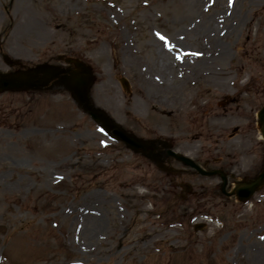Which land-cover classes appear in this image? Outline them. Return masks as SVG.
Masks as SVG:
<instances>
[{"label": "rangeland", "instance_id": "rangeland-1", "mask_svg": "<svg viewBox=\"0 0 264 264\" xmlns=\"http://www.w3.org/2000/svg\"><path fill=\"white\" fill-rule=\"evenodd\" d=\"M212 15L219 53L198 29ZM57 53L89 67V100L116 125L193 142L204 163L240 139L234 106L264 103V0H0L1 71L4 54L32 67ZM59 91L0 93V264H264V186L209 201L198 176L180 201L154 162Z\"/></svg>", "mask_w": 264, "mask_h": 264}, {"label": "flooded vegetation", "instance_id": "flooded-vegetation-1", "mask_svg": "<svg viewBox=\"0 0 264 264\" xmlns=\"http://www.w3.org/2000/svg\"><path fill=\"white\" fill-rule=\"evenodd\" d=\"M66 72V70H63ZM36 76V84L43 85L42 80L44 79V75H35ZM40 83V84H39ZM36 85V86H37ZM260 93L255 94L250 100L244 101L240 100L236 106H234L235 111L232 116L238 119V121H247L245 125H236V130L232 135L240 136V139L234 141V145L225 149L223 154H220L215 151L214 155H210L201 163L202 166L206 169H219L224 172V176L226 177V188L231 187L233 182H237L243 179H249L253 177L258 168L262 163V143L258 140L257 131L255 127V113L256 108L255 105L260 100ZM238 101V100H237ZM236 101V102H237ZM232 111V112H233ZM244 119V120H243ZM166 144H162L161 146H165ZM189 146V148H188ZM180 150H183L185 153H191L195 144L190 143H181ZM178 149V148H177ZM179 150V149H178ZM158 155L160 158H163L165 163H170L171 158L166 156L165 149H159ZM197 155H200L198 153ZM200 159V156L197 157ZM174 177H172L171 181L178 182H192L194 179H197L199 174L194 170L182 166L177 168L175 172H173ZM217 176L210 177L208 180L211 182V188H219L222 184V176L220 174H216ZM206 178V177H205ZM214 193V192H211ZM216 193V192H215ZM209 201L216 197V195L208 196Z\"/></svg>", "mask_w": 264, "mask_h": 264}, {"label": "water", "instance_id": "water-1", "mask_svg": "<svg viewBox=\"0 0 264 264\" xmlns=\"http://www.w3.org/2000/svg\"><path fill=\"white\" fill-rule=\"evenodd\" d=\"M86 68H83L82 69V72H84V75L83 77H75L72 81V88L75 92L78 93L79 95V99L81 100V102L84 103L85 107L90 111L91 115L97 119V120H102L104 122V124L107 126V127H112L111 123L108 121V119L105 117V115L99 111H95V110H92L89 106H88V103H87V100H86V97H85V88L86 86H88V84L90 83L91 81V77L88 75V71ZM87 73V74H86ZM4 88H12V87H2L1 89H4ZM259 124H260V127H261V132L263 134V137H264V108L262 109V111L260 112L259 114ZM116 137L124 140L129 146H134V145H137V146H140L141 144L139 143L140 141L138 139H136L135 137H133L132 135H126L122 130L120 129H116L114 131ZM264 178V170L262 172V174L260 175V177L257 179V180H260L259 182H256L255 181H252L251 183L248 184V187H250L251 190H253L255 188V185H257L258 183H261V179L263 180Z\"/></svg>", "mask_w": 264, "mask_h": 264}, {"label": "bare ground", "instance_id": "bare-ground-1", "mask_svg": "<svg viewBox=\"0 0 264 264\" xmlns=\"http://www.w3.org/2000/svg\"><path fill=\"white\" fill-rule=\"evenodd\" d=\"M215 22H216L215 21V16H213V15L212 16H204L203 22H202V24L199 25L198 29H199V31H201L207 26L208 31H209V34H208L209 35V39H210V42L213 44V46L210 47V49L211 48L212 49L210 51L209 50L208 51L212 52L214 50H217L216 53H219L222 49L224 50V48L222 47V49H221V47L218 46L216 39H217V37H219V35L216 32L219 29L222 31V29H221L222 27L220 26L221 28H219L218 30H217V28H214L215 27L214 26ZM228 27L229 26H227V28ZM221 31H220V33H221ZM172 45L173 44L172 43L170 44V42L168 41L167 44L161 43L159 48L157 47V52H156L157 53V57H156V59H154V63L155 64L153 66H155L158 69V71L163 69V65H164V63L166 61V57H165L166 56V51H172ZM213 53H215V51ZM213 53H211L209 55L202 56L200 61L201 62H205V61L207 62V60L210 59V57H211V55H213ZM176 59H180V58H176ZM181 59H182V57H181ZM174 61H175V59H174Z\"/></svg>", "mask_w": 264, "mask_h": 264}]
</instances>
